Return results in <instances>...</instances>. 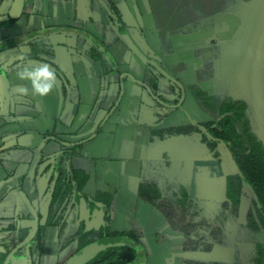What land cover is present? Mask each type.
<instances>
[{"label": "crops", "instance_id": "crops-1", "mask_svg": "<svg viewBox=\"0 0 264 264\" xmlns=\"http://www.w3.org/2000/svg\"><path fill=\"white\" fill-rule=\"evenodd\" d=\"M47 1L53 15L41 14L33 1L27 3L22 15L33 19L27 20L21 34L1 35L17 25L22 15L9 27H0V264L5 262L2 256L9 239L25 233L27 238L36 221L41 226L45 223L52 186L64 168L77 173L78 179L85 178L81 193L74 195L80 220L97 230L107 207L110 231L134 234L135 241L127 243L141 248L142 255L129 264H237L239 258L255 264L256 246L262 245L253 235L259 232L248 231L239 216L227 215L225 192L220 203L207 193L218 157L202 136L207 135L205 126L217 120L207 119L192 95L205 85L194 72L189 82L173 75L177 86L160 76L152 94L147 84L155 57L151 45L149 51L145 44L142 49L133 44V52L125 59L126 41L141 40L144 29L138 3L130 8L127 1L121 3L120 17L112 23L108 10L99 11L101 15L84 7L79 17L78 9ZM63 5L71 9L64 11ZM58 14L64 15L65 23L60 22L66 28L99 29L90 40L64 35V29L50 32L59 26ZM45 63L57 77L54 90L40 97L16 73L18 66ZM26 87L29 91H20ZM186 126L196 130L186 135L167 133ZM206 149L213 162H208ZM232 164L235 175L238 171ZM184 175H188L187 182ZM246 188L242 187L241 207ZM82 194L93 201V210ZM205 202L213 204V217L202 215ZM168 209L173 215L170 219L165 215ZM206 224L218 226L222 240L209 251L190 250L186 236L206 238ZM56 231L44 228L38 264H58V257L70 246L65 254L68 264H83L95 254L93 250L78 252L76 241L61 246ZM223 234L230 236L226 239L230 245ZM14 257L7 264H19L20 258L15 261Z\"/></svg>", "mask_w": 264, "mask_h": 264}, {"label": "rangeland", "instance_id": "rangeland-1", "mask_svg": "<svg viewBox=\"0 0 264 264\" xmlns=\"http://www.w3.org/2000/svg\"><path fill=\"white\" fill-rule=\"evenodd\" d=\"M8 1H0L2 3L0 14L5 5L10 3ZM31 1L34 2V9L41 14L53 15L47 0H26V3ZM49 1L53 6L58 3L55 2L56 0ZM94 2V6L89 9L94 13H100L99 1ZM134 2L138 3L144 29L141 32V40L137 38L132 42L130 39L126 41L125 59L129 58L134 45L141 49L144 44L147 48L151 45L155 57L151 58L148 72L158 73L164 81L170 80L173 86L179 85L173 80V75H176L181 82H189V77L192 79L190 72H194L196 80L201 81L205 88L197 89L196 94L192 93V95L200 105L201 111H206V118L219 120L222 117V106L229 104L240 106L243 117L242 121L236 123L237 131L246 132L245 138L257 144L264 153V0H127L128 8L134 6ZM63 7L64 11L71 9L70 6L63 5ZM82 8L83 6L78 8L79 17L84 10ZM61 14L55 18L59 26L51 28L50 32L64 29V35L77 34L80 39L90 40L91 34L99 29L96 26L94 30V26H90L85 28V31L76 28L71 30L63 26L65 18ZM32 19L22 15L17 25L3 31L1 35L21 34L27 20L31 22ZM61 20L63 23L60 22ZM111 21L117 22L115 17ZM10 25L11 23H8L4 27ZM132 36L134 37V34ZM4 46L8 47L9 42H4ZM148 50L151 51L149 48ZM106 67L112 68L108 63ZM193 88L189 89L194 92ZM238 112L240 113V110ZM207 149L208 162H213L214 158ZM214 153L215 155L217 153L218 157L216 166H213L215 171L213 176L208 178L206 185L207 193L220 203L224 198L226 176L233 175L235 168L230 155L221 145L216 147ZM183 167L185 170L186 164ZM187 179L188 175H184L183 180L187 182ZM193 191L195 189L192 190V195ZM243 200L240 211L242 215L249 209L252 200L247 188L244 189ZM201 206L202 215L214 216L213 204L205 202ZM220 214L217 213L218 216ZM72 230V227L67 232L64 230L63 240ZM255 234L253 239L260 241L262 245L260 248L264 252V232ZM228 237L230 236L223 234L224 241H227ZM220 239L222 240V237ZM71 249L72 246L67 249V253ZM138 249L142 251L141 248ZM67 253L58 257V264H68L65 256ZM137 254L141 256L142 252L137 251ZM18 259L19 264L20 262L26 264L28 256L17 255L13 260ZM237 264H246V261L239 258Z\"/></svg>", "mask_w": 264, "mask_h": 264}, {"label": "trees", "instance_id": "trees-1", "mask_svg": "<svg viewBox=\"0 0 264 264\" xmlns=\"http://www.w3.org/2000/svg\"><path fill=\"white\" fill-rule=\"evenodd\" d=\"M114 15L118 18L119 13L115 8L117 0H107ZM16 18L10 16L7 19H0V27L11 23ZM152 78L148 81L149 90L155 93L157 86L156 75L149 71ZM153 76V77H152ZM240 110V113L238 112ZM240 106L233 104L222 106V117L212 124L205 126L207 135L202 136L210 151H214L218 143H221L230 155L232 162L237 168V174L226 177L225 199L227 203V215L237 217L243 222L244 227L250 232H264V153L261 148L245 138L246 132L241 133L236 129V123L242 121ZM236 114V116H235ZM196 130L193 126L179 127L169 130V135H186ZM198 131V130H197ZM85 178L78 179L77 173L66 172V169L59 171L51 189V198L47 211L45 223L38 226L37 232L28 245L16 252L15 256L20 255L22 250H27V256L30 264H38L42 257L43 231L45 227H55L58 231L59 240L69 224H74L79 219L76 212V203L74 195L81 193ZM246 186L251 193V203L249 209L244 215L240 214L241 191ZM153 197H157V192H153ZM88 208L93 210L92 200L82 194ZM100 198L98 197L97 200ZM152 202V199H148ZM186 199L184 198V203ZM95 202V201H94ZM179 204V203H178ZM161 210L160 205L155 204ZM180 205H182L180 203ZM105 216L102 224L96 230L88 228L86 223L79 221L70 238L62 240L61 246H66L72 241H76L77 251L85 248L95 251L94 256L83 264H129L137 253L133 246L128 244L135 241L132 233H114L111 232L107 223V207H105ZM168 211V212H167ZM166 211V217L170 219L172 212ZM192 212L190 215H193ZM189 224V223H188ZM189 226V225H188ZM207 237L193 240L186 236L185 244L191 249H201L209 251L210 246L220 242V228L206 224ZM27 234L17 238L9 239L4 246L6 253L2 256V261L6 259L10 251L21 243ZM128 242V243H127ZM255 264H264V252L256 246Z\"/></svg>", "mask_w": 264, "mask_h": 264}, {"label": "clouds", "instance_id": "clouds-1", "mask_svg": "<svg viewBox=\"0 0 264 264\" xmlns=\"http://www.w3.org/2000/svg\"><path fill=\"white\" fill-rule=\"evenodd\" d=\"M19 59L23 61L25 57L21 55ZM18 67L19 70L16 73L18 79L28 82L33 95L43 97L54 90L57 74L48 64L21 65ZM20 91L27 92L29 88H22Z\"/></svg>", "mask_w": 264, "mask_h": 264}, {"label": "flooded vegetation", "instance_id": "flooded-vegetation-1", "mask_svg": "<svg viewBox=\"0 0 264 264\" xmlns=\"http://www.w3.org/2000/svg\"><path fill=\"white\" fill-rule=\"evenodd\" d=\"M14 1L15 0H10V3L8 4V6L4 9V10H2V13L0 14V19H7V18H9L10 16H12V17H15L16 19L18 18V17H20L22 14H23V12H24V10H25V8H26V5H27V3H26V0H23V5H22V10H21V13L19 14V15H17V16H13L12 15V11H13V9H14ZM52 1V0H51ZM95 0H56L55 2H59V3H63V4H68V5H70L71 7H74L75 9H78V8H80L81 6H83V8L84 7H87V8H90V7H92V6H94V2ZM99 1V3H100V6H101V8H99V11H101L102 9H103V11L104 10H108L109 12H110V14H111V18H113V17H115L116 18V20L118 19V17L116 16V15H114V13H113V11H112V9L110 8V6H109V4H108V2H107V0H98ZM125 1H127V0H117V2L115 3V8H116V10H117V12L119 13V5L121 4V3H123V2H125ZM105 5H104V4ZM105 8H104V7ZM33 7V6H32ZM15 19V20H16ZM14 20V21H15ZM14 21H12L11 23H13ZM154 75H156V79H158V77H160V75L159 74H154ZM157 81V80H156ZM222 145V144H221ZM223 146V145H222ZM223 148H224V146H223ZM248 189V188H247ZM249 190V189H248ZM251 194V193H250ZM79 221H83V220H80V219H78V220H76L75 221V223L74 224H69L67 227H66V232H67V230L69 229V228H71L72 227V232L70 233V235H68V237L67 238H70L71 236H72V233H73V231L75 230V228H76V226L78 225V223H79ZM84 222V221H83ZM85 223V222H84ZM102 224V223H101ZM35 226H37V229H38V226H40V224L38 223V221H36L35 222ZM87 226V225H86ZM88 227V226H87ZM89 228V227H88ZM34 229H35V227H34ZM57 230V229H56ZM58 231V230H57ZM56 231V232H57ZM34 232V231H33ZM36 232H37V230H36ZM36 232H35V234H36ZM63 235H64V233H63ZM63 235L61 236V238L58 240V241H60V243H62V240H63ZM35 236V235H34ZM58 237V234H56V238ZM28 238V237H27ZM27 238H25L24 240H26ZM66 238V239H67ZM33 239V238H32ZM23 240V241H24ZM22 241V242H23ZM21 242V243H22ZM73 242V241H72ZM21 243H19L18 245H16L11 251H10V253H12L14 250H16L15 251V253L12 255V256H15V254H16V252H18L21 248H23V247H25L26 245H24V246H22L21 248H19V246H20V244ZM30 243V242H29ZM28 243V244H29ZM71 243V242H70ZM27 244V245H28ZM67 245H69V243L67 244ZM83 251V250H82ZM9 253V254H10ZM25 254L26 256H27V250L24 248L23 250H22V253L21 254ZM8 254V255H9ZM11 256V257H12ZM94 256V255H93ZM8 257V256H7ZM6 257V258H7ZM10 257V258H11ZM28 260V264H30V262H29V259H27ZM89 261V260H88Z\"/></svg>", "mask_w": 264, "mask_h": 264}, {"label": "water", "instance_id": "water-1", "mask_svg": "<svg viewBox=\"0 0 264 264\" xmlns=\"http://www.w3.org/2000/svg\"><path fill=\"white\" fill-rule=\"evenodd\" d=\"M22 5H23V0H15V1H14V9H13V11H12V15H13V16H17V15H19V14L21 13ZM36 230H37V226H35L34 232H33V233H32V234H31L26 240H24V241L20 244L19 248H21V247L24 246V245H27V244L32 240V238H33L34 235H35ZM134 250L136 251V253H137V251H138L139 253L141 252L138 248H134ZM15 251H16V250H14L12 253H10V254L8 255V257L5 259L4 264H7V263H8L10 257L15 253ZM89 251H90V248H85V249L82 251V254H84L85 252H89ZM137 255H138V254H137Z\"/></svg>", "mask_w": 264, "mask_h": 264}]
</instances>
